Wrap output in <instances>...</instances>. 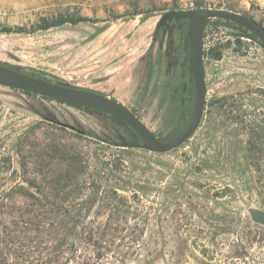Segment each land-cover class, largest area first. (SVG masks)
I'll use <instances>...</instances> for the list:
<instances>
[{
  "label": "rangeland",
  "instance_id": "374dc122",
  "mask_svg": "<svg viewBox=\"0 0 264 264\" xmlns=\"http://www.w3.org/2000/svg\"><path fill=\"white\" fill-rule=\"evenodd\" d=\"M197 8L238 12L264 25V0H0V65L99 90H105L98 87L103 84L114 89V77L137 70L138 101L127 107L168 141L194 112L189 23H167L154 42L155 31L165 12ZM60 13L99 22L21 32ZM7 29L13 32H1ZM233 33L243 32L224 20L207 21L204 116L193 137L168 153L118 147L138 137L110 115L0 86V192L28 187L22 179L27 171L36 185L51 186L53 168L33 164L38 151L30 144L54 142L65 154L90 161L69 185L96 187L106 173L103 187L135 188L146 198L139 217L145 223L134 247L141 252L111 254L110 261L122 260L114 264H264V226L252 219L254 211H264V46ZM123 60L128 68L120 65Z\"/></svg>",
  "mask_w": 264,
  "mask_h": 264
},
{
  "label": "trees",
  "instance_id": "16d2710c",
  "mask_svg": "<svg viewBox=\"0 0 264 264\" xmlns=\"http://www.w3.org/2000/svg\"><path fill=\"white\" fill-rule=\"evenodd\" d=\"M97 22L99 20L60 13L42 17L29 31L21 32L35 33L67 24ZM226 23L248 33L232 22ZM111 119L124 124L115 117L111 116ZM30 145L35 147L34 153L38 151L32 158L33 164L53 168L48 174L52 185H36V178H30L29 171L24 169L27 173L22 179L28 187L14 186L0 192V264H114L122 260L117 258L112 262L110 258L126 256L130 251L139 255L141 246L134 247L141 239V221L145 223V219L139 217L141 210L146 208V198L142 197L141 191L103 187L101 179H106V173L101 175L96 187L69 185L79 180L90 161L81 155L65 154L54 142L39 145L33 141ZM112 177L121 181L116 174ZM121 191H130L132 195L126 196ZM94 212L96 217L92 218Z\"/></svg>",
  "mask_w": 264,
  "mask_h": 264
},
{
  "label": "water",
  "instance_id": "95a60500",
  "mask_svg": "<svg viewBox=\"0 0 264 264\" xmlns=\"http://www.w3.org/2000/svg\"><path fill=\"white\" fill-rule=\"evenodd\" d=\"M210 19L229 21L244 28L248 33H233L232 35L257 41L264 46V25L247 15L230 10L212 8L170 10L165 12L158 22L154 42L160 29L166 23L182 20L189 22L186 33L187 61L195 92L194 112L189 123L179 134L168 141L159 140L130 108L106 94L53 83L1 65L0 86L105 113L122 121L138 137L132 138L129 142H121L118 147L143 149L159 154L168 153L179 148L193 137L200 127L204 116L207 98L204 32L207 21ZM59 125L84 134V131L64 123H59ZM94 137L101 142H106L98 135ZM252 219L254 222L264 226V211H254Z\"/></svg>",
  "mask_w": 264,
  "mask_h": 264
},
{
  "label": "crops",
  "instance_id": "0c3cea01",
  "mask_svg": "<svg viewBox=\"0 0 264 264\" xmlns=\"http://www.w3.org/2000/svg\"><path fill=\"white\" fill-rule=\"evenodd\" d=\"M120 65L128 68L130 65V62L128 60H123L121 61ZM135 73H137V70H132L130 72L128 71L126 76H121L119 79L114 77V80H113L114 83L112 86L114 89L108 90L107 89L108 86H106V84H103L98 87H106L104 88L105 90H99V88H91L87 90L94 91L97 93H102V94H113L114 98L118 102L122 103L123 105L128 106V107L136 106V103L138 100H135L134 97L136 95H139L138 91H139L140 85H138L139 84V80H137L138 75H136ZM65 86H69V85H65ZM117 86H120L121 88V90H119L118 93L115 90Z\"/></svg>",
  "mask_w": 264,
  "mask_h": 264
},
{
  "label": "flooded vegetation",
  "instance_id": "af4514ba",
  "mask_svg": "<svg viewBox=\"0 0 264 264\" xmlns=\"http://www.w3.org/2000/svg\"><path fill=\"white\" fill-rule=\"evenodd\" d=\"M186 21H187V20H186ZM187 22H188V21H187ZM188 23H189V22H188ZM157 37H158V36H157ZM189 82L192 83V85H194L193 82L191 81L190 72H189Z\"/></svg>",
  "mask_w": 264,
  "mask_h": 264
}]
</instances>
